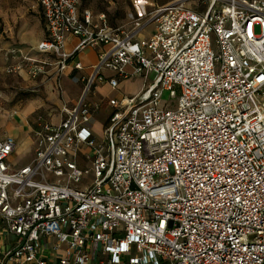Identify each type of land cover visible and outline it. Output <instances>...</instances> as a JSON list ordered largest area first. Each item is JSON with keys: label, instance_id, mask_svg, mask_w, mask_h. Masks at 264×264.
I'll list each match as a JSON object with an SVG mask.
<instances>
[{"label": "built area", "instance_id": "obj_1", "mask_svg": "<svg viewBox=\"0 0 264 264\" xmlns=\"http://www.w3.org/2000/svg\"><path fill=\"white\" fill-rule=\"evenodd\" d=\"M31 1L48 59L19 52L6 74L55 67L61 91L80 50L105 49L60 123L36 118L26 166L10 167L15 139H0V264H264V0H174L117 28L78 0ZM137 77L153 81L108 102L96 139L85 97Z\"/></svg>", "mask_w": 264, "mask_h": 264}, {"label": "rangeland", "instance_id": "obj_2", "mask_svg": "<svg viewBox=\"0 0 264 264\" xmlns=\"http://www.w3.org/2000/svg\"><path fill=\"white\" fill-rule=\"evenodd\" d=\"M155 7L156 0H79L80 9L87 8L93 13L104 14L112 28L121 27L139 18L147 19ZM258 32L256 28V34ZM43 35L44 28L39 9L31 0H0V139L9 134L11 125H15L13 120L21 113L25 102L36 96L41 97V86L38 84L40 79H31L27 75L25 78L9 75L5 73V69L17 61L19 52L36 60L48 59L36 53L34 49ZM74 75L75 83L69 82L66 85V92L82 88V84L78 82L82 74ZM137 78L132 84H126L123 91H132L141 84L147 87L153 81L151 77H148V80L143 77ZM103 93L116 94L104 90ZM161 101L162 105L175 106V100L169 101L168 93L162 94ZM21 140L22 137L15 139L14 157L9 159L14 165L19 163L18 150ZM91 176L90 173L88 178L91 179ZM8 241L13 243L14 239L8 237Z\"/></svg>", "mask_w": 264, "mask_h": 264}, {"label": "crops", "instance_id": "obj_3", "mask_svg": "<svg viewBox=\"0 0 264 264\" xmlns=\"http://www.w3.org/2000/svg\"><path fill=\"white\" fill-rule=\"evenodd\" d=\"M172 1L174 0H156V7L153 10H155L159 6H163ZM186 7L193 9V10L196 8L193 1L186 2ZM77 8H78L79 13H81L83 10H89L92 12V10L87 9V8L80 9L79 0H78ZM39 12H40V16L43 22L40 9H39ZM92 14L94 16H97L102 13L92 12ZM126 24L127 23L121 26H124ZM43 28H44V22H43ZM152 30H153V26H149L146 29H144L140 35V38H148L150 34L152 33ZM44 37H45V30H44L43 38ZM77 43H78L77 38L70 36V35L66 36L65 38L66 51L71 52L73 48L77 45ZM104 49L105 48L102 46H96V47L87 46L83 48L82 50H80L75 55V61H78L81 63L82 70L77 71V70H74L72 66H68L66 70H64L62 77H61V91L58 90L56 86V81H55L56 68L55 67L49 68L48 73L46 74L45 77L38 78L40 79V81H38V84L41 86V89H40L41 97L36 96L28 100L27 102H25L21 113L19 115H16V117L13 120L15 125L13 126L11 125L8 131L9 134L7 136L13 137L14 139H19L20 137H22V140L20 141V147L18 150V159H19L18 165H14L12 162L9 161L11 157H14V153L16 149V141H15V149L8 158V164L13 170L15 171L20 170L21 168L26 166L33 158L34 144H35V131L37 130L36 118L38 116H41L44 122L52 126H57L61 122L62 106L66 105L68 107H73L78 104V101L82 97V93H83V84L80 82V79L82 77H86L91 74L93 67L97 64L99 54ZM75 73L82 74L81 78L78 80V82L82 84V88L80 90L74 89V91H71L70 93L66 92V85L69 82L75 83V80H74ZM102 75L105 78L115 77V75L109 71H103ZM25 76L26 74L22 73L17 77L25 78ZM136 79L138 78H130L128 80H118V84L115 88H112L108 83L98 84L96 88L92 90L85 97V102L88 103L89 105L91 106L98 105V108L93 113L91 124H90V131L96 139H100L102 137L103 131L107 127L109 123V119L113 112V109L109 106L108 102L110 100H119L122 97H132V96L137 95L141 91L143 84H141L138 88H134L132 91H127V92L123 91V87L126 84H132ZM62 85H63V88H62ZM103 90L110 92V93H116V94L112 95L109 93H103ZM82 167L87 168V165H82Z\"/></svg>", "mask_w": 264, "mask_h": 264}]
</instances>
